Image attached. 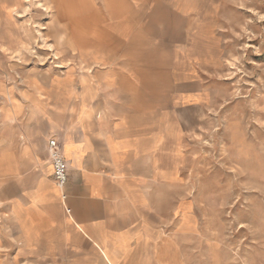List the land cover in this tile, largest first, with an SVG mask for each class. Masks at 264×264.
<instances>
[{
    "label": "rangeland",
    "instance_id": "1",
    "mask_svg": "<svg viewBox=\"0 0 264 264\" xmlns=\"http://www.w3.org/2000/svg\"><path fill=\"white\" fill-rule=\"evenodd\" d=\"M9 11L5 85L87 72L89 41L150 62L176 123L175 181L155 194L186 217L187 260L264 264V0H21Z\"/></svg>",
    "mask_w": 264,
    "mask_h": 264
},
{
    "label": "crops",
    "instance_id": "2",
    "mask_svg": "<svg viewBox=\"0 0 264 264\" xmlns=\"http://www.w3.org/2000/svg\"><path fill=\"white\" fill-rule=\"evenodd\" d=\"M2 1L0 15L21 5ZM92 44L87 72L0 79V264H191L186 217L155 194L175 181L176 123L159 107L154 68ZM49 139L68 163L63 191Z\"/></svg>",
    "mask_w": 264,
    "mask_h": 264
},
{
    "label": "built area",
    "instance_id": "3",
    "mask_svg": "<svg viewBox=\"0 0 264 264\" xmlns=\"http://www.w3.org/2000/svg\"><path fill=\"white\" fill-rule=\"evenodd\" d=\"M47 152L50 160V164L52 167V177L53 181L56 186L63 191L66 183H67V170H68V163L64 159L60 145L58 141L55 139H49L47 144ZM66 199L65 194L62 192L61 200L64 202ZM68 212L69 210L66 209Z\"/></svg>",
    "mask_w": 264,
    "mask_h": 264
}]
</instances>
